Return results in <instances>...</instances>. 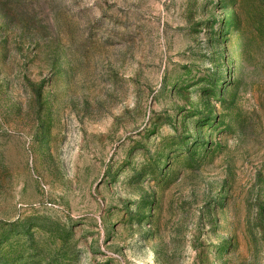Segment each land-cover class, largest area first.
<instances>
[{
  "label": "rangeland",
  "instance_id": "1",
  "mask_svg": "<svg viewBox=\"0 0 264 264\" xmlns=\"http://www.w3.org/2000/svg\"><path fill=\"white\" fill-rule=\"evenodd\" d=\"M0 264H264V0H0Z\"/></svg>",
  "mask_w": 264,
  "mask_h": 264
}]
</instances>
